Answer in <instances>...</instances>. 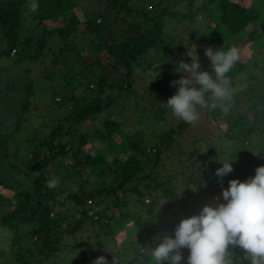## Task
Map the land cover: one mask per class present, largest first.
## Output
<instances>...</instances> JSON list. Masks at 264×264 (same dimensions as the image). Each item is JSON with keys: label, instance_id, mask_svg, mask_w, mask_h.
<instances>
[{"label": "trees", "instance_id": "trees-1", "mask_svg": "<svg viewBox=\"0 0 264 264\" xmlns=\"http://www.w3.org/2000/svg\"><path fill=\"white\" fill-rule=\"evenodd\" d=\"M98 1L105 9L92 14V10L84 8L79 0H35L38 4L36 11L31 10L32 0H0V60L14 64L31 62L45 57L42 50L48 49L52 63L56 64L61 54L74 56L72 44L80 33L88 35L90 46L87 51L94 55L90 62L91 56H85L82 62L83 74L78 71L74 78L78 81L85 77L86 85L76 82V89L61 85L59 91H54V94L68 93L66 102L70 104L71 111L52 119L49 125L42 124L40 138L29 136L27 132L24 138L17 140L12 146L9 145L8 133H0V186L12 191L14 200L13 203H7V206L0 204L5 207L0 215V232H4L6 239L8 238V249L13 248L14 264H39L55 253L57 243L63 239L62 235L74 236L88 230L89 235H85L84 243L77 238L79 244L84 246L79 250V257L85 259L86 253L93 247L99 248V244L91 247L93 243H87L95 227H106V234L114 233L109 227L114 220L110 212L113 208L115 215L120 218L118 220L126 217L125 211L130 213L127 217H132L136 229L143 231L144 236L153 241V237L162 238L164 233L174 238L175 227L182 219L198 215L204 206L215 207L222 201V178L215 175L216 171L209 174L202 166L203 158L213 150L212 147L205 153L204 145L193 140L186 150L174 146L175 150L168 152L172 147L173 137L188 128L189 125L184 121L180 120L174 128L156 135L154 140L148 141L146 147H142L141 141L137 140H126L120 146L113 147L114 138L119 131L109 121L110 114H107L101 129L104 132L95 130L92 137L108 149L118 150L124 155L122 158L113 155L109 161L97 152H88V148L93 147L89 145V134L80 129L86 119L108 108L121 92H130V75L133 68L141 64L139 60L144 55H150L159 61L163 59L168 63L175 52H187L189 42L186 41L183 45L181 39L170 34L169 29L179 27V31H185L187 26L193 24L197 29L192 31L193 34L199 36L200 43L206 48L216 50L222 47L227 50L236 46L240 50V60L228 73L230 87L237 89L233 92L230 111L225 115L221 107H216L207 116L209 126L216 127L215 130L219 129L216 122L223 119L227 138L235 143V156L246 154L243 144L247 143L251 130L242 128L234 131V127L249 117L252 120L259 118L264 125V117L261 116L264 110V61L258 65L255 61L249 64L258 74L246 73L235 83L238 74L245 73L250 68L247 65L249 61L245 62L247 57L243 55V51H252L264 45V0L247 6L230 0H202L199 3L198 0H186L179 9H172L177 6L176 3L165 8L162 0H148L151 2L148 10L139 6L143 0ZM25 8L32 11L31 20L37 21L33 30L39 33L35 35L31 31L20 38L18 33L22 27V12ZM97 18L99 20L96 23ZM48 22H59L61 25L48 29ZM54 40L56 44L50 49L49 44ZM10 50L14 51L12 55H9ZM205 58V71H209L210 63L206 56ZM168 67L171 68V63ZM119 69L123 71L121 81H109V71L112 70L114 74ZM167 71V68L161 67L156 72L154 78L157 80L154 81L147 76L148 80L150 78L151 91L144 100L154 102L158 100L154 96L155 92H169ZM254 81L257 82L251 84ZM22 88L28 89V85ZM22 88L13 89L9 85L0 88V93L6 99L4 104H0L4 115L9 112L23 115L29 109L22 100L26 99L24 96L27 94L22 92ZM114 90L116 94L113 100L107 102L102 99L101 96L109 99L110 92ZM78 91H82V94ZM60 104L64 106L63 103ZM12 128L15 135L20 129H24L20 120ZM135 134L140 137L143 131ZM19 147L29 152L28 157H24L26 162L22 168L12 163L17 160ZM258 155L250 156L246 164L250 167ZM171 156L174 159L183 158L185 166L174 173L162 174L165 168L162 162L166 158L171 159ZM261 160L260 158L258 162L261 163ZM3 163L7 166L6 170ZM195 163L198 164L194 167ZM253 176L254 174L249 178ZM52 178H57L59 184L50 189L47 183ZM73 179L77 181L75 185ZM111 180L115 183H110ZM194 186L196 191H190ZM181 188L187 189V194L196 195L195 210L180 198ZM203 191H209L210 197L208 193L202 194ZM200 194L202 197H199ZM144 195L150 196V204L143 202ZM1 198L0 194V200ZM165 201H168L163 205L166 214L161 221L152 222L157 214L156 210ZM188 201L192 199L189 198ZM101 204L104 206L97 210ZM140 213L146 218L141 219ZM118 220L116 221L119 222ZM73 240L72 247H75L77 242ZM158 242L160 243L159 239ZM230 251L234 264H248L239 247ZM181 252L184 257L182 264H186L188 250L182 249ZM142 260L143 264H154L150 257L142 256ZM133 262L134 259L125 264Z\"/></svg>", "mask_w": 264, "mask_h": 264}, {"label": "rangeland", "instance_id": "rangeland-1", "mask_svg": "<svg viewBox=\"0 0 264 264\" xmlns=\"http://www.w3.org/2000/svg\"><path fill=\"white\" fill-rule=\"evenodd\" d=\"M79 1H81V4L82 6H84V8L92 10V14L102 12L105 9L102 8V4L98 0L97 2L95 0ZM162 1L163 6L165 8H167V6L169 7V5H172L171 3H176L177 6L175 5V7L172 9H179L181 8L182 3L184 4L186 0ZM200 1L202 0H198V3ZM230 1L240 2L241 4L247 6L249 4H256L258 0ZM149 3L151 2L148 0H143L140 2L141 5L139 6H142L145 10H148L150 7ZM22 16L23 22L22 27L19 30L18 36L22 38L28 32L31 31H33V34L35 35L36 33H39V31L33 30V27L36 25L37 21L36 19L31 20L32 11H27L25 8L23 9ZM197 18L198 16H196V19ZM97 20L99 19H95L96 23L98 22ZM59 25H61V23L59 22H48L46 24V28L49 29L51 27H58ZM37 28H39V26ZM178 29L179 27H176L175 29L172 28L169 29V32L177 39H181L183 45L186 44V41L189 42L190 46L188 47V50L185 54L180 52L177 54L178 51L175 52L171 55V60L168 63L166 60L161 59L159 61V59L152 58V56L150 55H144L139 60L141 64L139 66H135L133 68L132 74L130 75V92H121L117 100L114 101L108 108L96 114V116L86 119L83 122L80 129L85 133L89 134L90 144H88L98 149L94 150L93 147L88 146L89 153L92 154L97 152L101 154L106 161H109L113 157V155H116L118 158H122L124 156L123 154H120L118 150L108 149V147L104 146L103 143H100L98 140L92 137L94 136L92 134L95 130H101L103 128L102 125L106 120L105 118L107 114H110V117L108 118L109 121H112L115 125V128H117L119 131L118 135L115 136L116 138H114V142L112 144L113 147H115L116 145L120 146V144L125 143L126 140H137L138 142L141 141L140 143L142 144V147H146L150 141L154 140L156 135L163 133L169 128H174L176 124L180 121L179 119L175 118L172 115L170 109H168L164 105L167 103L168 98H170L176 92V87L172 86L171 82L180 79V76L174 71L175 65L180 61H183L185 63L191 62L188 55L192 53V45H194L195 54L198 56L199 62L201 64V71H205L206 58L204 55V51L206 49V46L200 43L198 39L199 36L197 34H193L192 31L197 30L195 29L193 24L189 27L187 26L185 31H179ZM87 36L88 35L86 33H80L78 36H76V39H74V42L72 44V51H74L72 54L74 56H68L67 53H65L66 55L61 54L56 64L52 63L53 60L48 55V49L42 50V53L43 55H45V57L37 58L36 60L31 62L23 61L21 63L14 64L9 63L6 60H0V88H2L4 85H9L13 89H16L28 85L29 89L28 90L22 88L23 93L27 92L26 96H24L26 99L22 98V100H24L23 102H25L29 108L23 115H18V113L16 112H9L8 115H4V111L0 109V133H8L9 145L13 146V143H15L17 140H21V138H24L27 132L29 133V136L33 135L35 137L40 138L42 124L49 125L52 119L54 120L56 118H60L61 116L71 111L70 104L68 105V101L66 102L68 93L66 95L64 94L65 92L62 94H54V91H59V87H61V85H67L70 88H74L76 82L81 83L83 85L87 84L86 78L81 77V75V78H79L78 81L74 80V78L77 77L78 71L83 74L84 66L82 62L85 56H91L89 58V62L94 59V55L87 51L90 46L88 44ZM50 43L51 44H49V47L51 49L53 48L52 45L56 44V40ZM76 50L78 51L76 52ZM243 52V55L247 57L245 62L249 61L247 62L248 66L253 61H255L257 65L261 64V62L264 61V45L262 47L253 49L252 51L244 50ZM63 57L66 58L63 59ZM169 63H171V68L168 67ZM148 66H150L151 68H147ZM161 67L168 69L167 81L169 92L167 94L155 92L154 96L156 95L158 100L156 99L157 101L148 102L144 100V98L146 99V95H148L151 91L149 87L151 82L149 80L151 77V81H154L156 79L154 78L156 77L155 74ZM249 67L250 68L247 69L245 73L242 72L238 74V77L235 78V83L239 81V78L244 77L246 73H259L254 67ZM146 69L148 70L146 71ZM109 72V81L116 79L118 82L121 81L120 79L122 78V70L119 69L114 74L112 70H110ZM147 76L150 77L149 80L147 79ZM142 77H145V79H143ZM256 82L257 81H254L251 84H254ZM160 83L161 82H159V84ZM235 91H237V89H235L234 92ZM79 92L82 94V91H78V93ZM115 94L116 92L114 90L110 92L109 99H105L103 96L101 97L104 101L108 102L114 99ZM140 96L142 98H140ZM56 98H58V101L55 100ZM4 100L6 99L3 98V93H0V104H4ZM8 102L10 104V101ZM60 103H63L64 106H61ZM212 109L213 108L211 107L207 109H199V121L194 125L188 124V128L182 134L174 136L172 141V147L169 148L168 152H170L174 146H176L178 149L182 147V150H186L187 145L190 144V142L193 140H198L204 145L205 149L203 151H205V153L209 152L208 150L212 147L213 150L208 153L205 158H203L202 164L203 169H205L206 172H208L209 174H212L218 168L222 167V165L218 163L217 160H235L231 165L233 171L222 178L223 188L225 189L228 187L227 181L236 179L243 182L245 179H248L250 176H252V174L255 175V169L257 167L264 166V125L261 124L259 118L252 120L248 116L249 118H247V120H244L243 123H240L234 127V131H239L242 128L251 130L247 143L243 144L247 150L246 154L235 156L236 152L234 151L233 145L235 143H233L229 138H227V132L224 130L225 124L223 119L216 122V124H218L219 129L215 130L216 127L212 128L208 124L209 121L207 116L209 115V112ZM261 116L264 117V110L261 112ZM19 120L20 123L23 125L24 129H20L19 133L15 135V133L12 132L14 130L12 127L16 125ZM138 131H143V135L138 137V135L135 134ZM117 138H120V142ZM142 139L144 141H142ZM250 149H252L251 152H249ZM257 153L259 154L258 158L256 159V161L252 162L249 167V165L246 164V160H248L250 156L253 157ZM28 155L29 152L27 151V149L19 147L17 149V160H13L12 163L17 167L22 168L23 163L26 162L25 158L28 157ZM260 158L262 159L261 163L258 162ZM182 160L183 158L181 160L179 158L174 159L172 158V156L171 159L166 158L165 161L162 162V165L165 167L162 171V174L164 172L174 173V171L178 169L182 170L185 166V164L182 163ZM176 161L178 162L176 163ZM197 164L198 163H195L194 167ZM3 167L6 170V164L3 163ZM159 170L161 171L162 169ZM85 171L87 172L88 169H86ZM201 173L202 172L200 171L199 174ZM109 182L113 184L115 183L114 180H111ZM73 183L75 185L77 181H74ZM186 190L187 189L184 188L180 189V198L185 204L188 203L190 205L189 207H192V210H195V207H197L194 202L197 200L196 195L194 194L193 196L191 195V193L187 194ZM205 193H208L210 197L211 194L209 191H203L202 194ZM0 194L2 197L0 200L1 205L7 206V203H13L14 200L12 199V191L7 188H2V186H0ZM199 197H202V195L200 194ZM189 198L192 199L193 202L188 201ZM142 200L147 205L151 202L150 196L144 195ZM163 205H160L159 208L156 210L158 216L154 213L155 215L154 218L151 220L152 222L155 223L158 220L161 221V218H163L166 214ZM4 206H0V215L2 213V210L4 211L5 209ZM103 206L104 205L101 204V206L98 207L97 210ZM114 210L115 208L110 211L114 217V220L110 223L111 225H109V227L114 233L106 234V227H95V231L93 235L90 233L91 239L89 238V241H87V243H93L91 247H93L95 244H99V248L93 247L90 252L86 253L85 259H81L79 257V250L84 246L83 244L81 245V243L79 244V239L77 238H80V241L84 243L86 237L85 235H89L88 230L85 232L82 231L80 233L74 234V236H66V234L62 235L63 239L60 243H57V250L55 251V253L51 257L41 260L42 262L39 264H93V261L100 256H103L106 260L110 262L111 259L115 257L118 260V264H125L126 262L132 259H134V262L132 264H143L142 256H147L152 259L149 252L142 248L145 247L146 249L147 247H155L156 244H159L158 240L156 242L150 241L144 236L143 231H141L140 229H136L132 217H127V214L130 213L124 210L126 217L122 218V220H118L120 218L118 217V215H115ZM139 215L141 219L146 218V216L142 213H140ZM178 216L181 217V215ZM116 220H118L119 222H117ZM7 239L6 234L1 231L0 251L2 252L0 253V264H14L12 259L13 248L11 247L10 249H8ZM73 239H75V242H77L75 247H72V242L74 241ZM92 240L94 242H92ZM232 264H234V262H232Z\"/></svg>", "mask_w": 264, "mask_h": 264}, {"label": "clouds", "instance_id": "clouds-1", "mask_svg": "<svg viewBox=\"0 0 264 264\" xmlns=\"http://www.w3.org/2000/svg\"><path fill=\"white\" fill-rule=\"evenodd\" d=\"M30 7L32 11L37 10L35 0ZM204 55L210 63L209 71H201L194 45L188 55L191 62L176 63L174 71L180 79L171 82L176 92L164 104L175 118L187 124L199 121V109L221 107L226 115L231 108L234 90L228 73L240 60V50L236 46L227 50L208 47ZM234 161L217 160L222 167L215 175L223 178L231 173ZM58 184L59 180L52 178L47 186L51 189ZM191 191L195 192L196 186ZM221 195L223 202L215 207L204 206L198 215L182 219L175 227L174 238L164 233L162 238L153 237V242L160 240L157 246L142 248L149 252L154 264H182V249L188 250L186 264H232L230 249L236 247L243 251L248 264H264V166L257 167L254 177L243 182L228 181ZM93 264L109 262L100 256ZM111 264H118L117 258L113 257Z\"/></svg>", "mask_w": 264, "mask_h": 264}, {"label": "built area", "instance_id": "built-area-1", "mask_svg": "<svg viewBox=\"0 0 264 264\" xmlns=\"http://www.w3.org/2000/svg\"><path fill=\"white\" fill-rule=\"evenodd\" d=\"M13 50H10V53H9V55H12L13 54ZM89 87H91L90 85H89ZM55 100H58V98H56ZM145 202H146V200H145Z\"/></svg>", "mask_w": 264, "mask_h": 264}]
</instances>
